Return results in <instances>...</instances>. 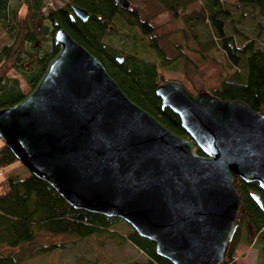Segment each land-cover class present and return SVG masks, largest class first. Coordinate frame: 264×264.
<instances>
[{"label":"water","instance_id":"1","mask_svg":"<svg viewBox=\"0 0 264 264\" xmlns=\"http://www.w3.org/2000/svg\"><path fill=\"white\" fill-rule=\"evenodd\" d=\"M54 43L35 86L0 108V140L73 208L122 219L172 264H224L244 212L239 180L264 192V113L169 80L155 93L179 117L177 135L63 28Z\"/></svg>","mask_w":264,"mask_h":264},{"label":"trees","instance_id":"2","mask_svg":"<svg viewBox=\"0 0 264 264\" xmlns=\"http://www.w3.org/2000/svg\"><path fill=\"white\" fill-rule=\"evenodd\" d=\"M127 1L129 6L124 8L113 0H69L65 6L49 9L45 16L41 13L43 0H23L14 8L10 0H0V41L4 38V33L9 37H21L22 34L25 42L34 45L38 39L32 30L35 26L33 24L37 17L48 19L52 27L50 50L39 54L24 50L28 53L29 62H20V65H17L19 74L31 88L58 51L59 47L54 43V33L63 28L101 62L131 101L173 133L186 137L179 117L169 108L163 107L155 93L156 88L167 81L158 75L156 64L136 54H117L118 51L107 40L114 32L128 30L133 35L139 34L140 40L143 39L146 46L166 61L159 41L173 31L172 26L168 31L164 30V27L173 21L158 27L151 22L154 14L166 10L171 12L175 19L182 18V31L194 45L189 46L191 49L203 57L211 56L213 51L222 54L228 73L224 75L219 86L210 92L220 99L243 101L253 110L264 113V39L262 46H259L264 26L257 22V34L250 39L244 36V43L238 46L234 37L242 34L234 24L231 4L227 0ZM234 2L232 6L241 10V17L247 10L260 15L264 13V0ZM71 5L85 9L89 18L86 21L77 18L71 10ZM20 6H24L23 13ZM199 26L209 28L205 38L201 35ZM43 33H48L47 26L44 27ZM12 48L11 45L0 46V64L12 55ZM119 57L122 58L121 61ZM24 96L18 79L0 75V108L12 106ZM196 152L202 154L198 148ZM15 162L19 161L0 140V170ZM238 188L244 212L226 254L229 264L235 258L238 244L250 243L247 239L249 229L264 240V192L254 182L239 180ZM253 192H259L261 204L254 200ZM119 222L124 221L118 217L73 208L49 184L29 171L25 176L10 175L0 181V264H20L34 259L40 254L39 251L47 253L53 248L66 250L73 245L75 247L76 241L103 235ZM45 235H67L66 237L75 238L71 239L69 247L59 242L49 245L39 243L38 240ZM114 235L111 233V238L115 239L116 244L130 241L145 255L142 260L134 259L119 264H172L156 254L154 242L139 236L133 229L124 235H115L116 238Z\"/></svg>","mask_w":264,"mask_h":264},{"label":"rangeland","instance_id":"3","mask_svg":"<svg viewBox=\"0 0 264 264\" xmlns=\"http://www.w3.org/2000/svg\"><path fill=\"white\" fill-rule=\"evenodd\" d=\"M11 6L14 8L23 0H10ZM201 1V0H200ZM231 4L233 12L234 24L241 32V36H235L234 42L236 45L241 46L246 39H250L257 34V22L264 26V13L262 15L244 11L243 16H240V11L237 10L232 4L234 0H227ZM69 0H43L44 6L41 9L43 15H47L49 9H56L65 6ZM23 5V4H22ZM195 7V6H194ZM193 9V7H190ZM20 10L24 12V6H20ZM173 21L164 27V30H169L171 27L172 32H169L165 37L159 41V44L164 52L166 61L159 57L157 53L146 46L145 41L141 39L140 35H133L132 32L125 30L123 32H114L108 36L112 46L118 51L117 54H136L144 59H148L156 64L158 75L165 80L178 81L182 83L185 88L193 95L199 91H211L213 88L218 87L224 75L228 73L225 61L222 54L218 51H213L211 56L203 57L194 49L189 46H194L191 40L187 39L183 33L184 23L182 18H174L171 12L161 10L154 14L151 22L154 26H162L166 22ZM35 25L32 30L36 33L38 41L32 45L24 41L23 35L21 37H9L4 33V38L0 41V46L11 45L12 55L3 60L0 64V75L9 78L18 79L19 86L23 93H28L32 88L27 84L23 77L19 74L17 65L20 62H29L28 53L24 50L34 53H46L50 50L52 27L48 19L37 17ZM47 26L48 33L44 34V27ZM229 30V29H228ZM201 35L205 38L209 32V28L199 26ZM230 31V30H229ZM245 36V37H244ZM264 34L259 41V46H262ZM24 41V42H23ZM264 45V44H263ZM36 48V50H35ZM165 62V63H164ZM167 63V64H166ZM26 66H28L27 63ZM20 65V64H19ZM264 111V110H263ZM0 181L6 177L18 174L25 176L28 170L20 163L15 162L10 166L0 170ZM131 226L125 222H119L111 227L110 230L103 235H95L83 240L76 241V246L69 247L73 236L66 237L67 235L57 236H43L38 242L42 244H52L59 242L66 244L67 248H53L49 252H40L34 259L26 260L20 264H116L119 262L130 260H142L145 255L136 248L130 241L122 244H116L115 239L111 238V233L121 236L129 231ZM114 237L116 238V236ZM264 235V228H263ZM248 240L240 242L235 252V258L232 264H264V240L249 229ZM120 239H116L119 241ZM34 249V248H33ZM32 250V249H31ZM30 251V250H29ZM228 261L225 260L224 264ZM230 263V264H231ZM229 264V263H228Z\"/></svg>","mask_w":264,"mask_h":264}]
</instances>
